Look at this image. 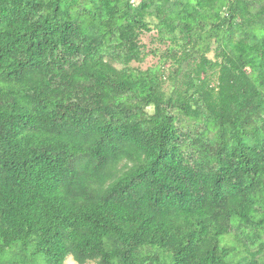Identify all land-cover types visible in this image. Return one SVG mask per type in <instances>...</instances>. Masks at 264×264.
I'll return each instance as SVG.
<instances>
[{
    "label": "trees",
    "instance_id": "trees-1",
    "mask_svg": "<svg viewBox=\"0 0 264 264\" xmlns=\"http://www.w3.org/2000/svg\"><path fill=\"white\" fill-rule=\"evenodd\" d=\"M68 256L264 264V0H0V264Z\"/></svg>",
    "mask_w": 264,
    "mask_h": 264
},
{
    "label": "rangeland",
    "instance_id": "rangeland-1",
    "mask_svg": "<svg viewBox=\"0 0 264 264\" xmlns=\"http://www.w3.org/2000/svg\"><path fill=\"white\" fill-rule=\"evenodd\" d=\"M156 33H157L156 29L153 28L150 32H145L140 36V43L145 46L144 52L146 53V55L144 56L141 62H132L131 63L132 67L146 69L148 67L155 66L159 63V55H155L152 54V52H150L154 48H160L161 50L165 48V45L156 39ZM207 56L213 59L214 51L211 50ZM147 111L152 112V107L147 108ZM65 264H77V263L71 258V256H68L65 260ZM86 264H94V263L87 262Z\"/></svg>",
    "mask_w": 264,
    "mask_h": 264
}]
</instances>
